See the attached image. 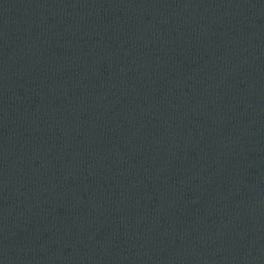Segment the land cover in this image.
<instances>
[{
  "label": "water",
  "instance_id": "water-1",
  "mask_svg": "<svg viewBox=\"0 0 264 264\" xmlns=\"http://www.w3.org/2000/svg\"><path fill=\"white\" fill-rule=\"evenodd\" d=\"M0 264H264V0H0Z\"/></svg>",
  "mask_w": 264,
  "mask_h": 264
}]
</instances>
